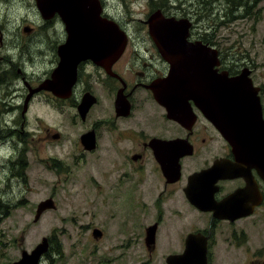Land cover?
Returning <instances> with one entry per match:
<instances>
[{
	"label": "flooded vegetation",
	"instance_id": "1",
	"mask_svg": "<svg viewBox=\"0 0 264 264\" xmlns=\"http://www.w3.org/2000/svg\"><path fill=\"white\" fill-rule=\"evenodd\" d=\"M189 1L97 0L99 16L118 26L126 45L115 60L82 61L68 98H63L65 92L56 94L58 90L50 89L28 98L30 91L53 80L61 62L59 51L66 44L68 33L59 14L46 20L34 2L33 11L39 22H31L26 26L30 32L25 33L32 43L12 44H21L19 63L34 60L30 52L33 45L36 58L43 62L44 51L33 40L45 41L53 59L46 58L50 70H45L38 82L29 79L24 66L15 70V78L23 86L19 104H14L15 89L11 96L0 98L5 105L9 102L6 116L5 110L0 113V171L14 164H26L29 144L17 135V124L19 121L21 128L27 125V115L37 99L43 98L44 107L51 112L56 111V106L69 103L81 119L78 106L89 96L93 103L87 115L90 127L77 135L76 144L69 146L92 158V189L96 196L106 199L104 213L93 214L104 217L100 225L106 229L92 227V243H112L120 235L123 264L133 259L138 248L147 254L145 259L138 255L133 263L153 264L158 258L159 264H214L217 253H221L219 243H264V179L256 169L247 173L249 180L232 176L238 161L231 145L192 99L172 94L167 105L155 95L171 79V64L164 52L170 44L162 35L155 37L151 33V24L159 19L172 26L177 45L215 50L218 74L226 72L229 77H236L248 69L260 89L264 117V83H257V71L250 67L241 71L229 68L215 33L204 23L206 17ZM35 26L46 32H37ZM2 36L0 32V50L6 45ZM7 58L8 67L0 70V86L13 71L12 57L0 54V61ZM63 84L62 80V90ZM178 101L182 104L177 106ZM171 110H178L180 120L173 118ZM11 114L14 116L9 117ZM85 121L81 119L82 123ZM88 133L93 143L90 150L82 143ZM65 140L62 132L45 128L46 143L63 141L61 147L65 148ZM6 176L9 180V173ZM247 212L250 214L236 218ZM112 226L117 229L114 237L109 234ZM256 235L257 240L251 238ZM253 256L256 264H264L263 250H255ZM109 262L113 260L110 258Z\"/></svg>",
	"mask_w": 264,
	"mask_h": 264
},
{
	"label": "rangeland",
	"instance_id": "2",
	"mask_svg": "<svg viewBox=\"0 0 264 264\" xmlns=\"http://www.w3.org/2000/svg\"><path fill=\"white\" fill-rule=\"evenodd\" d=\"M199 1L189 2L206 17L204 23L211 26V33H215V41L229 68L241 71L250 67L257 71V83H264V0L256 7L252 3L247 5L248 12L236 6L237 3H231L233 0H203L206 1L204 5ZM34 2L0 0V32L6 44L0 54L14 60L13 71L0 86V98L11 96L15 89L14 104H19L23 95V86L15 78V70L24 66L29 79L38 82L44 71L50 70L46 58L52 56L53 59L47 43H36L34 36L33 42L44 51L43 62L36 58L33 45L30 52L34 60L19 63L21 44L12 45L13 41L32 43L23 31L31 22H39L37 13L33 11ZM38 31L46 32L40 27H37ZM8 65L9 59L0 61V70H5ZM43 102L41 98L33 103L24 128L20 127L19 121L17 124V135L29 144L24 160L26 164H14L0 171V264H13L21 258L22 251L30 253L44 238L50 240V249L41 264H123L122 246L118 243L120 235L112 243H92V227L106 229L100 225L104 217L93 216L104 213L106 199L96 196L92 189V158L76 152V149L71 150L69 146L73 142L76 144L77 135L90 127V117L82 123L69 103L60 104L59 108L55 105L56 111L51 112ZM262 103L264 105V95ZM8 105L0 102V113L5 110L4 117L9 110ZM46 127L66 135L65 148L61 147L63 141L53 145L44 141ZM56 160L58 163H53ZM49 198L54 199L56 209L45 213L38 223H34L37 206ZM109 234L113 237L117 234L115 226L109 229ZM251 238L257 240L259 236ZM219 248L221 253H217L214 264H256L253 253L255 250L264 251V243H219ZM162 251L159 253L163 254ZM146 254L143 248H138L127 264H140L133 263L134 258L141 255L145 259L143 256ZM153 264H159V259L156 258Z\"/></svg>",
	"mask_w": 264,
	"mask_h": 264
},
{
	"label": "water",
	"instance_id": "3",
	"mask_svg": "<svg viewBox=\"0 0 264 264\" xmlns=\"http://www.w3.org/2000/svg\"><path fill=\"white\" fill-rule=\"evenodd\" d=\"M38 10L44 19H50L59 14L63 20L68 39L60 48L61 62L53 74V80L43 83L33 94L50 89L65 92L63 98H68L71 87L76 81L78 65L85 60L103 63L104 59L115 60L126 45V38L113 22L103 20L97 11V0H35ZM151 24L153 36L162 35L169 42L164 50L171 64V79L166 86L159 88L156 97L169 104V97L192 99L196 106L219 130L225 140L231 145L238 161L232 176L244 177L250 169H256L264 179V117L259 88H256L250 78V71L244 69L240 75L229 77L228 73L218 74L215 66L218 64L216 51L212 48L199 49L176 43L174 30L169 22L156 20ZM25 33L30 29L25 28ZM182 55V57H181ZM60 78V82H59ZM63 84V90L59 85ZM163 89V90H160ZM92 99L84 97L78 106V112L83 121L92 107ZM182 101L177 102V106ZM173 118L180 120L176 110H171ZM55 136L54 139H57ZM82 143L88 150L92 148L90 133L82 137ZM214 171H218L215 168ZM249 174V173H248ZM55 203L48 199L39 203L34 222L40 221L42 215L54 210ZM242 213L236 218L247 216ZM98 232L95 231V234ZM99 235V234H98ZM49 239L42 242L31 252L22 251L21 259L14 264H40L42 257L49 251ZM194 254L196 249L193 248Z\"/></svg>",
	"mask_w": 264,
	"mask_h": 264
},
{
	"label": "trees",
	"instance_id": "4",
	"mask_svg": "<svg viewBox=\"0 0 264 264\" xmlns=\"http://www.w3.org/2000/svg\"><path fill=\"white\" fill-rule=\"evenodd\" d=\"M262 0H233L231 1V3L236 4V6H240L243 7L244 10H246V12L249 11V7L247 5H249L250 3L254 4V6L256 7ZM232 7V6H230ZM232 8H238V7H232Z\"/></svg>",
	"mask_w": 264,
	"mask_h": 264
}]
</instances>
